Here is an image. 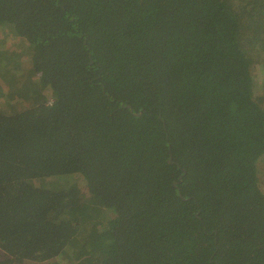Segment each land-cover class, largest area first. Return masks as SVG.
Segmentation results:
<instances>
[{"label":"trees","instance_id":"1","mask_svg":"<svg viewBox=\"0 0 264 264\" xmlns=\"http://www.w3.org/2000/svg\"><path fill=\"white\" fill-rule=\"evenodd\" d=\"M233 2L0 0L35 52L0 82V264H264V0Z\"/></svg>","mask_w":264,"mask_h":264},{"label":"rangeland","instance_id":"2","mask_svg":"<svg viewBox=\"0 0 264 264\" xmlns=\"http://www.w3.org/2000/svg\"><path fill=\"white\" fill-rule=\"evenodd\" d=\"M251 1L252 0H235V2L232 3V7L235 11L239 8L245 7L250 8L252 11L255 7L250 5ZM260 28L263 31L259 34L264 37V26L262 23H260ZM24 42V39L16 36L12 31L0 29V60H2V62H0V74H2V80L0 82L6 92H10L16 88H19L21 84L33 74L31 59L34 57L35 52L34 50H31ZM263 45L257 43L254 46H248L247 49L251 50L249 51L252 52L251 55L253 57L256 58L261 56L264 58ZM258 80L264 85V74L260 75ZM262 89L264 90V88ZM6 102L7 99L1 101L0 106L5 107ZM60 180L62 183H73L80 185L82 198L88 205H97L99 203L96 198L90 195L86 186L82 184L83 181L81 179L73 180L71 177H64ZM65 263L67 264L69 262L65 261Z\"/></svg>","mask_w":264,"mask_h":264}]
</instances>
